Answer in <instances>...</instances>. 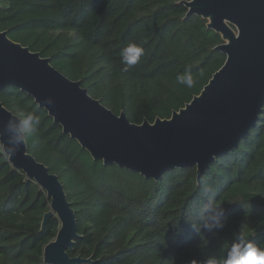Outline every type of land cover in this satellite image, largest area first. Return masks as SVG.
<instances>
[{
    "label": "trees",
    "instance_id": "1",
    "mask_svg": "<svg viewBox=\"0 0 264 264\" xmlns=\"http://www.w3.org/2000/svg\"><path fill=\"white\" fill-rule=\"evenodd\" d=\"M181 1L0 0V31L49 57L113 113L136 124L153 122L199 94L225 60L215 49L220 35L205 19L186 16ZM129 45L143 50L132 65L121 55ZM187 73L192 87L177 81ZM0 102L21 119L40 118L28 151L58 176L74 210L79 238L67 250L70 257L96 264H203L221 256L244 225L264 243V113L199 178L193 166L154 180L93 161L18 87L1 90ZM112 169L128 182L111 177ZM217 201L223 211L204 227ZM49 203L45 191L0 157V264H45L44 246L60 226L55 215L41 226Z\"/></svg>",
    "mask_w": 264,
    "mask_h": 264
},
{
    "label": "water",
    "instance_id": "2",
    "mask_svg": "<svg viewBox=\"0 0 264 264\" xmlns=\"http://www.w3.org/2000/svg\"><path fill=\"white\" fill-rule=\"evenodd\" d=\"M186 16H199L221 37L215 47L225 55L199 94L169 118L132 123L91 97L80 80H71L49 57L0 31V91L8 86L28 93L54 123L74 139L93 161L157 180L172 168L195 166L197 178L213 159L236 148L264 113V0H182ZM52 103H47L48 100ZM21 118L0 102V141L14 155L11 166L33 180L49 199L41 226L55 215L56 236L43 249L45 264H96L70 257L79 238L77 219L58 176L37 161L27 143H14ZM11 121V123H10Z\"/></svg>",
    "mask_w": 264,
    "mask_h": 264
},
{
    "label": "clouds",
    "instance_id": "3",
    "mask_svg": "<svg viewBox=\"0 0 264 264\" xmlns=\"http://www.w3.org/2000/svg\"><path fill=\"white\" fill-rule=\"evenodd\" d=\"M142 48L136 45H129L122 52V60L127 65H132L137 62L142 55ZM180 84L192 87L194 84L193 76L190 73L177 77ZM47 103L51 104L49 99ZM11 123V121H10ZM40 118L33 114H27L20 120L19 124L13 129L14 143H27L31 135L38 130ZM14 155V150H8L3 141H0V157L11 159ZM222 202L217 201L211 209V214L205 219L204 227H207L208 219H215L216 215L223 211L221 208ZM250 217V214L248 215ZM254 229L248 225L241 227L234 239L223 247V254L219 257L212 256L203 261V264H264V243H257L252 239ZM192 264H200L193 260Z\"/></svg>",
    "mask_w": 264,
    "mask_h": 264
},
{
    "label": "rangeland",
    "instance_id": "4",
    "mask_svg": "<svg viewBox=\"0 0 264 264\" xmlns=\"http://www.w3.org/2000/svg\"><path fill=\"white\" fill-rule=\"evenodd\" d=\"M109 172L111 174V177H116V178L120 179L123 182H128L127 181L128 180L127 177L122 172H118L117 170H114V169L109 170Z\"/></svg>",
    "mask_w": 264,
    "mask_h": 264
}]
</instances>
